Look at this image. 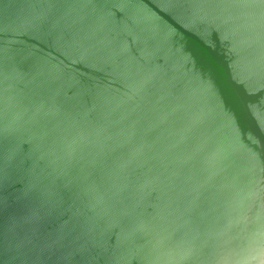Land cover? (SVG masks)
<instances>
[{
  "label": "water",
  "instance_id": "obj_1",
  "mask_svg": "<svg viewBox=\"0 0 264 264\" xmlns=\"http://www.w3.org/2000/svg\"><path fill=\"white\" fill-rule=\"evenodd\" d=\"M0 264H264V0H0Z\"/></svg>",
  "mask_w": 264,
  "mask_h": 264
}]
</instances>
